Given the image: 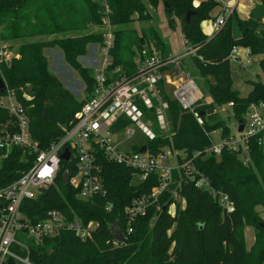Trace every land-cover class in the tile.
I'll return each mask as SVG.
<instances>
[{"label": "trees", "instance_id": "obj_1", "mask_svg": "<svg viewBox=\"0 0 264 264\" xmlns=\"http://www.w3.org/2000/svg\"><path fill=\"white\" fill-rule=\"evenodd\" d=\"M146 1L154 10L162 4L170 28L173 27L170 16L179 21L187 51L194 50L189 57L193 68L191 76L202 80L204 97L212 100L210 104L199 102L195 106L199 123L194 114L183 111L177 101L167 95L165 81H159L160 96L168 103V130L161 132L154 126L156 136L147 142V150L157 153L169 148L183 152L187 158L199 153L193 162L195 170L208 180L212 189L228 196L234 211L227 213L209 191L195 187L182 170H174L173 184L157 202L160 210L153 206L144 217L136 218L131 225L133 232L126 235L123 244L115 245L111 227L116 225L126 233L125 207L133 198L149 193L158 184L157 177L151 175L135 182L129 168L107 161L101 155L98 163L107 197L83 201L77 198L76 189L64 183L65 171L71 172L72 168L62 162L56 186L44 190L35 200L25 201L22 209L35 220L51 210H58L68 220L78 217L85 224L95 222L98 227L88 240H81L70 231L45 239L42 245L31 247L29 260L32 264H264V219L255 210L261 207L264 214V134L261 142L256 138L249 140L247 165L236 152L223 151L219 158L204 153L210 146V133L220 131L224 138L231 133L217 113L218 108L232 103L233 118L239 125L245 121L251 105H264V15L254 17L250 13L242 19L233 10L223 28L208 37L200 25L215 20L219 14L220 7L215 0ZM256 1L264 6V0ZM104 3L113 26L111 63L107 71L120 68L114 79L135 72L144 46L152 47L161 58L169 57L160 33L149 24L153 17L142 0H0V43L20 42L17 57L0 65V79L26 109L30 136L41 149L60 138L61 128L68 126L91 95L95 85L93 70L83 66L77 58L86 55L88 44L103 46ZM187 13H191L188 21ZM232 21L240 30L238 39L233 36ZM134 23L146 26L137 30L132 27ZM92 27L100 31L90 32ZM49 37L50 40H40ZM235 45L261 56L258 65L263 80L258 77L257 82H251L252 89L245 98L233 89L227 59ZM52 47L63 51L65 62L81 78L82 100L50 71L44 51ZM12 121L8 112L0 109V132L10 128ZM128 124L121 118L115 130ZM31 161L26 152L13 149L0 163V187L18 179L20 173L31 166ZM173 192L185 202L183 209L173 199ZM107 203L112 204L109 212L105 209ZM173 203L176 208L172 216L169 208ZM246 227L255 230L249 250L245 247Z\"/></svg>", "mask_w": 264, "mask_h": 264}, {"label": "built area", "instance_id": "obj_2", "mask_svg": "<svg viewBox=\"0 0 264 264\" xmlns=\"http://www.w3.org/2000/svg\"><path fill=\"white\" fill-rule=\"evenodd\" d=\"M240 1L215 0L220 12L215 20H209L212 35L223 28ZM103 7L101 32L104 41L99 51L101 61L95 60L96 68L89 67L93 70L95 85L89 98L74 114L73 120L68 126L61 128L62 135L59 139L46 149H41L38 142L30 136L26 109L15 94L6 88L5 94L0 96V109L6 110L13 120L11 129L6 128L0 132V163L8 158L13 149H21L32 158L31 166L22 171L18 179L0 187V264H32L29 260L31 247L42 245L43 240L54 239L64 231L73 232L81 240L92 238L98 227L95 222L85 224L78 217L68 220L58 210H51L41 219L35 220L22 209L25 201L35 200L44 190L56 186L55 182L62 162L72 168L71 172L65 171L69 175L66 184L76 189L77 198L83 201H89L97 196L107 197L101 166L98 163L101 155L107 161L129 168L135 182L144 181L151 175L157 177L158 184L149 193L133 198L125 207L127 227L126 233L122 232L125 240L126 235L133 232L131 225L136 218L144 217L147 210L153 206L157 211L160 210L157 202L173 184L174 170H182L183 175L193 182L195 187L209 191L227 213L234 211L228 196L212 189L208 180L195 170L193 162L199 153L194 154L192 158L173 152L169 148L151 153L147 150V143L134 147L132 151L123 152L113 144V135L119 131L132 135L135 128L149 142L156 136L154 126L161 132L168 130L166 121L168 103L162 100L158 83L164 80L165 71L171 64L176 63L182 56L193 55L194 50L188 49L182 55L164 59L152 47L144 46L135 72L131 76L124 75L114 79L113 76L120 72V68L107 71L111 63L109 50L113 45V26L105 3ZM14 57L17 55L0 48V65L8 64ZM93 57L95 58L96 55ZM227 59L230 64L237 63L243 67H248L254 62L250 50L238 45L230 49ZM173 98L183 111L194 114L199 123L200 119L194 111L195 106L199 102L205 104L212 102L203 96L201 88L192 79H181L173 91ZM232 106V103L226 105L228 108ZM121 118L127 120L129 124L119 131L115 130ZM240 125L242 130L239 132ZM210 134V146L204 150V153L219 158L223 151L236 152L243 164L247 165L250 162L249 140L256 138L261 142L264 134V105H251L245 115V121L236 124L235 131H231L228 137H222L220 132L219 140L214 142ZM142 147H145L144 151H141ZM66 150L69 159L63 161L61 155ZM171 158L176 160L174 166L170 164ZM172 197L179 202L176 192L172 193ZM171 207L174 211L172 214V211H169V214L173 216L175 204L173 203ZM105 209L107 212L111 211L112 204L107 203ZM18 234L26 235L29 242L26 244L19 242ZM114 244L119 245L115 241Z\"/></svg>", "mask_w": 264, "mask_h": 264}, {"label": "rangeland", "instance_id": "obj_3", "mask_svg": "<svg viewBox=\"0 0 264 264\" xmlns=\"http://www.w3.org/2000/svg\"><path fill=\"white\" fill-rule=\"evenodd\" d=\"M142 1L145 3V5L147 6L148 10L150 11L153 17L152 21L149 24L152 25L158 33H160L162 41L163 42L164 40L166 41L164 43L168 48L169 53H171V55L174 57L183 54L187 49L185 47V41L181 34L179 21H177V19H175L173 16H170L171 19H173V27L170 28L167 23L168 18L163 11V6L161 3L157 7V9L154 10L151 8V6L148 4L146 0H142ZM195 4L197 5V3ZM234 11L237 13V16L240 18H244L246 12L249 13L252 12L254 17H259L260 15L262 16L264 15V6H262L258 1L241 0L240 3L236 5ZM140 26H146V24L134 23L132 25V27H135L137 30H139ZM128 27H131V25ZM204 28L205 26L203 25V29ZM97 31H100V29L96 27H92L90 29V32H97ZM232 32H233V36L236 39H238L241 35L240 30L238 29L237 23L235 21H232ZM50 39L51 37L40 38V40L43 41H47ZM19 45H20L19 41L0 43V48L7 49L8 51H11L12 53L16 54ZM86 50H87L86 55L79 56L77 58L78 62L85 67L96 68L97 63H95V60L97 62L101 61V53H99V51L101 50L100 46L94 44H88ZM44 54L49 62L50 71L57 77L55 72H60L61 70H63L62 73H64V75L60 73L62 75H60V78L59 77L57 78L78 100H82L84 98V84L81 78L79 77V75L65 62L63 57V51L58 47H52L50 49L45 50ZM94 55H96L95 58L93 57ZM191 55L192 54H189L187 56H182V58L177 60L176 63L171 64L169 68L165 71V78H164L165 91L170 98L173 97V91L175 87L181 82V79L194 80L201 88L204 96V90H203L204 88L201 84L202 80L192 78L191 76L193 73V68L191 66L190 58H189ZM252 56L254 62L250 64L248 67L240 66L237 63L230 64L233 89L237 91L239 96L242 98L247 97L249 92L251 91L252 89L251 82H257L258 77H260L263 80V75L258 65L261 56L260 55H252ZM167 79H169L170 81L169 83ZM216 111L217 113H219L221 119H223L226 122V124L230 127L231 131L234 132L236 129V121L233 118L231 108L223 106L218 108ZM219 133H220L219 131H215L210 134V137L214 142H217L219 140ZM146 143H147V138L139 130L135 128L133 129L132 135H127L124 131H119L118 133H115L113 135V144L116 145L118 149L123 152L132 151L134 147L137 148L145 145ZM173 152L184 154L183 152L175 151V150ZM170 164L173 166L175 165L174 158L170 159ZM184 203L185 202L182 199H179L180 208L182 209L184 208ZM255 210L261 213V217L264 219L262 208L256 207ZM169 211H172L171 212L172 214L174 208L171 207ZM244 233H245V247L246 249L249 250L254 242L255 230L252 227H246ZM17 239L19 242H22L24 244L29 242L28 238L24 234H18Z\"/></svg>", "mask_w": 264, "mask_h": 264}, {"label": "water", "instance_id": "obj_4", "mask_svg": "<svg viewBox=\"0 0 264 264\" xmlns=\"http://www.w3.org/2000/svg\"><path fill=\"white\" fill-rule=\"evenodd\" d=\"M190 15H191V13H187V15H186V20L187 21H188ZM5 89H6V86L3 83V81L0 79V93L4 92ZM241 130H242V125H240L238 131L240 132ZM144 150H145V147H142L141 148V151H144ZM61 159L63 161H67L69 159V153H68L67 150L61 155ZM68 178H69V175L65 173L64 174V177H63V181L65 183H67L68 182ZM111 235H112L113 240L117 244L120 245V244H123L125 242V236H124V234L122 233V231L116 225H113L111 227Z\"/></svg>", "mask_w": 264, "mask_h": 264}, {"label": "crops", "instance_id": "obj_5", "mask_svg": "<svg viewBox=\"0 0 264 264\" xmlns=\"http://www.w3.org/2000/svg\"><path fill=\"white\" fill-rule=\"evenodd\" d=\"M253 1H256V0H253ZM250 13H252V12H250ZM250 13H249V12H246V13H245V17L242 18V19H246ZM252 14H253V13H252ZM254 15H255V14H254ZM259 17H262V15H260ZM203 25L205 26L204 29H203ZM200 27H201L202 32H203L206 36L211 37L212 33H211V29H210V23H209V20L202 22L201 25H200ZM164 42H166V41L164 40ZM166 44H167V43H166ZM167 49H168V48H167ZM181 55H182V54H181ZM169 57H174V56H172L171 53H169ZM62 71H63V70H61L60 72H55V74L57 75V77L60 78V75H62V74L64 75V73H62ZM58 73H59V74H58ZM60 73H62V74H60ZM167 80H168V83H169V82H170L169 79H167ZM82 86H83V84H82ZM207 99H210V100H211V98H209V97H207ZM174 160H175V159H174ZM175 164H176V160H175Z\"/></svg>", "mask_w": 264, "mask_h": 264}]
</instances>
